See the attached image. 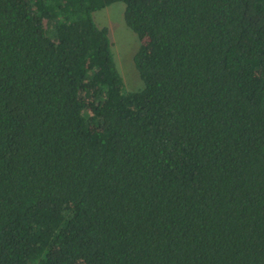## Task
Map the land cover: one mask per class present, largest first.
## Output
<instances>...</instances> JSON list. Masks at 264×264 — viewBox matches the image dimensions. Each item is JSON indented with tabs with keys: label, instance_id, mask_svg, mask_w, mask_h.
<instances>
[{
	"label": "trees",
	"instance_id": "obj_1",
	"mask_svg": "<svg viewBox=\"0 0 264 264\" xmlns=\"http://www.w3.org/2000/svg\"><path fill=\"white\" fill-rule=\"evenodd\" d=\"M0 264H264V0H0Z\"/></svg>",
	"mask_w": 264,
	"mask_h": 264
},
{
	"label": "rangeland",
	"instance_id": "obj_2",
	"mask_svg": "<svg viewBox=\"0 0 264 264\" xmlns=\"http://www.w3.org/2000/svg\"><path fill=\"white\" fill-rule=\"evenodd\" d=\"M123 9V2H112L94 11L92 16L98 27L106 26L109 29L113 59L122 78L124 88L136 90L141 87L142 83L133 64V55L140 41L137 35L125 25Z\"/></svg>",
	"mask_w": 264,
	"mask_h": 264
}]
</instances>
